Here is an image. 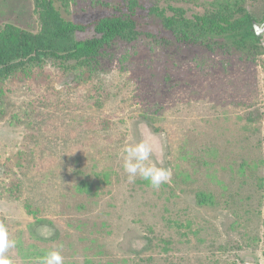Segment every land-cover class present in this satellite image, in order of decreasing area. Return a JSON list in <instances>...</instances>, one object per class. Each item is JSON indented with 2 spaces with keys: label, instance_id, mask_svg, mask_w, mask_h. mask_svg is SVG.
<instances>
[{
  "label": "rangeland",
  "instance_id": "1",
  "mask_svg": "<svg viewBox=\"0 0 264 264\" xmlns=\"http://www.w3.org/2000/svg\"><path fill=\"white\" fill-rule=\"evenodd\" d=\"M93 4L70 0V19L104 17ZM249 8L261 15L264 0ZM6 22L37 31L33 0H0ZM113 53L102 61L109 95L99 106L90 85L60 80L50 64L48 77L0 87V223L16 241L7 257L39 264L59 250L63 264H264V55L198 61L195 51L148 43ZM141 141L172 171L159 189L139 176L129 183L123 169L122 149ZM83 181L90 192L79 191ZM199 193L214 204L201 206Z\"/></svg>",
  "mask_w": 264,
  "mask_h": 264
},
{
  "label": "trees",
  "instance_id": "2",
  "mask_svg": "<svg viewBox=\"0 0 264 264\" xmlns=\"http://www.w3.org/2000/svg\"><path fill=\"white\" fill-rule=\"evenodd\" d=\"M258 1L94 0L93 9H102L106 15L82 24L70 19V0H33L37 31L13 22L0 26V87L10 81L48 77L50 64L60 80L90 85L89 98L93 106H99L101 98L109 95L99 78L103 59L113 58L122 45L143 43L195 51L198 61L234 55L253 63L264 55V41L253 26L264 22V9L256 15L249 8ZM188 5L202 6L203 12L189 16ZM78 189L90 192L92 185L83 181ZM197 198L201 206L214 204L212 195L199 193Z\"/></svg>",
  "mask_w": 264,
  "mask_h": 264
},
{
  "label": "clouds",
  "instance_id": "3",
  "mask_svg": "<svg viewBox=\"0 0 264 264\" xmlns=\"http://www.w3.org/2000/svg\"><path fill=\"white\" fill-rule=\"evenodd\" d=\"M152 152L153 147L147 141L124 146L122 149L123 169L128 174L129 183L135 182L137 176H139L149 182L151 187L159 189L162 184L171 180V169L157 167L150 159ZM15 245L16 241L9 239L6 225L0 223V264H13L6 253ZM38 260L39 264H63L64 258L59 250H52L39 257Z\"/></svg>",
  "mask_w": 264,
  "mask_h": 264
},
{
  "label": "water",
  "instance_id": "4",
  "mask_svg": "<svg viewBox=\"0 0 264 264\" xmlns=\"http://www.w3.org/2000/svg\"><path fill=\"white\" fill-rule=\"evenodd\" d=\"M253 26L257 37L262 38L264 41V22L263 23L254 22Z\"/></svg>",
  "mask_w": 264,
  "mask_h": 264
}]
</instances>
